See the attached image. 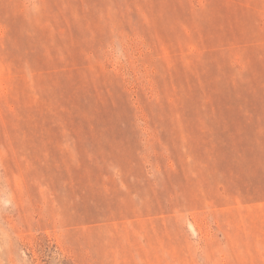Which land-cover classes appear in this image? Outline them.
Instances as JSON below:
<instances>
[{
    "label": "rangeland",
    "instance_id": "374dc122",
    "mask_svg": "<svg viewBox=\"0 0 264 264\" xmlns=\"http://www.w3.org/2000/svg\"><path fill=\"white\" fill-rule=\"evenodd\" d=\"M0 264H264V0H0Z\"/></svg>",
    "mask_w": 264,
    "mask_h": 264
}]
</instances>
